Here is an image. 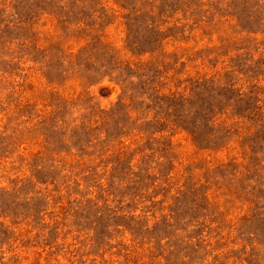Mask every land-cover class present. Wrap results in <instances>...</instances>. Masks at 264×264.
I'll return each instance as SVG.
<instances>
[{"label":"rangeland","instance_id":"1","mask_svg":"<svg viewBox=\"0 0 264 264\" xmlns=\"http://www.w3.org/2000/svg\"><path fill=\"white\" fill-rule=\"evenodd\" d=\"M0 264H264V0H0Z\"/></svg>","mask_w":264,"mask_h":264},{"label":"trees","instance_id":"2","mask_svg":"<svg viewBox=\"0 0 264 264\" xmlns=\"http://www.w3.org/2000/svg\"><path fill=\"white\" fill-rule=\"evenodd\" d=\"M155 92H153V94H155L156 99H157V103L158 106L160 107V105L162 104H168L169 109L174 108L176 105H184L186 103H188V96H186L185 94H179V93H172V94H164L161 95L159 93L158 90H156L155 88H153ZM201 114V120L206 128V130H208L209 135L212 133V131H214V115H211V112L204 110ZM169 117L171 118L172 115L169 114Z\"/></svg>","mask_w":264,"mask_h":264}]
</instances>
